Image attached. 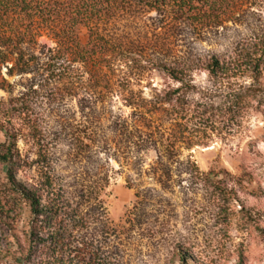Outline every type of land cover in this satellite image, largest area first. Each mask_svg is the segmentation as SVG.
<instances>
[{"label":"rangeland","instance_id":"obj_1","mask_svg":"<svg viewBox=\"0 0 264 264\" xmlns=\"http://www.w3.org/2000/svg\"><path fill=\"white\" fill-rule=\"evenodd\" d=\"M215 2L198 20L137 6L80 24L69 49L0 34V146L16 141L17 179L78 223L72 245L112 264H264V75L205 69L264 47V0ZM250 87V107L221 113ZM7 169L0 264H23L28 211L2 190Z\"/></svg>","mask_w":264,"mask_h":264},{"label":"trees","instance_id":"obj_2","mask_svg":"<svg viewBox=\"0 0 264 264\" xmlns=\"http://www.w3.org/2000/svg\"><path fill=\"white\" fill-rule=\"evenodd\" d=\"M215 0H0V34L9 36L12 41L20 39L30 43L47 33L60 46L79 47L75 28L84 24L93 31L98 21L114 18L121 12L143 6L161 14H169L173 19L198 20ZM95 26V28H94ZM28 63L20 58L18 64ZM172 78L181 80L176 68L162 67ZM205 69L212 77H227L233 71L250 74L256 80L264 75V47H238L229 55H214L205 63ZM254 87L248 94L233 92L228 103L220 107L222 114L239 116L251 106L248 97H254ZM16 141L0 146V163L8 167V182L2 190L16 206H27V250L23 253V264H112L110 259L103 260L91 247L72 245V230L78 226L76 221L67 223L64 218L63 203L52 197L42 187H29L17 179L20 154ZM230 195V191H226ZM232 199V198H231ZM9 216L0 201V231L7 232ZM192 256L180 253V264H190Z\"/></svg>","mask_w":264,"mask_h":264}]
</instances>
